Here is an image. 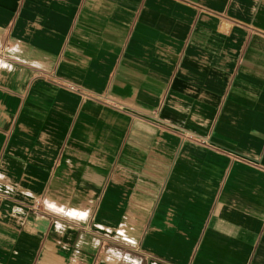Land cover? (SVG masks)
Listing matches in <instances>:
<instances>
[{"label": "crops", "instance_id": "0c3cea01", "mask_svg": "<svg viewBox=\"0 0 264 264\" xmlns=\"http://www.w3.org/2000/svg\"><path fill=\"white\" fill-rule=\"evenodd\" d=\"M0 264H264V0H0Z\"/></svg>", "mask_w": 264, "mask_h": 264}]
</instances>
